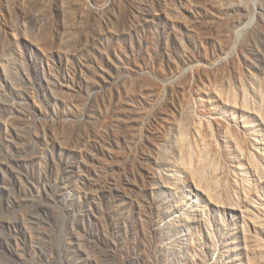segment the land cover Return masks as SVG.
<instances>
[{
    "label": "rangeland",
    "instance_id": "1",
    "mask_svg": "<svg viewBox=\"0 0 264 264\" xmlns=\"http://www.w3.org/2000/svg\"><path fill=\"white\" fill-rule=\"evenodd\" d=\"M0 264H264V0H0Z\"/></svg>",
    "mask_w": 264,
    "mask_h": 264
}]
</instances>
